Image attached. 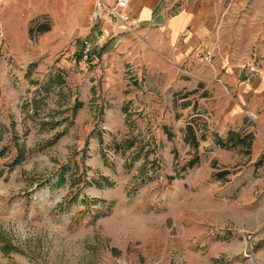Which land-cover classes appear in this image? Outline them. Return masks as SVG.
<instances>
[{"label":"rangeland","instance_id":"rangeland-1","mask_svg":"<svg viewBox=\"0 0 264 264\" xmlns=\"http://www.w3.org/2000/svg\"><path fill=\"white\" fill-rule=\"evenodd\" d=\"M228 13L230 50L262 42L264 2ZM52 14L12 46L0 31V264H264V109L233 111L240 82L204 56L148 69L135 34Z\"/></svg>","mask_w":264,"mask_h":264},{"label":"crops","instance_id":"crops-1","mask_svg":"<svg viewBox=\"0 0 264 264\" xmlns=\"http://www.w3.org/2000/svg\"><path fill=\"white\" fill-rule=\"evenodd\" d=\"M18 1L21 2L20 6H24L19 14L23 18H17V15L14 17L13 14L17 13L14 6L19 5ZM115 1L0 0V31L6 28L4 30L6 45L18 44L21 38L28 36V28L22 26V21L39 12H46L52 16L56 9L64 15L61 21L67 23V26L73 25L70 31H66L69 35L74 30L75 35L80 37L91 36L94 33L98 35L101 30L107 28L112 32L113 37L119 34L118 37L121 39L135 34L138 38L135 41L141 44L144 63L148 69L165 70L170 69L172 65L177 68V64L187 59H190L189 64H198V60L203 59L202 56H205L206 51H210L214 66L226 69L225 74L222 75L224 85L235 86L240 82L237 88L241 100L232 105L233 111L240 112L244 109V104L249 105L248 109H264V59L261 60L260 74L256 78H246V71L238 67L246 63L253 51L264 55V39L256 44L258 33L251 34L247 43H243L241 47L239 37H235L232 46L235 42L237 53L228 48L230 29L228 8L233 0H126V11L136 21L134 30L120 32L115 25L109 24L104 18L101 19L103 25L94 29H90L88 24H83L87 21L93 6L110 5ZM259 2L263 3L264 0ZM23 10L27 11L28 15H22ZM39 20L42 22L45 19ZM17 22L18 30L12 26ZM238 48L242 50L241 53ZM166 55H170L171 61H166Z\"/></svg>","mask_w":264,"mask_h":264},{"label":"built area","instance_id":"built-area-1","mask_svg":"<svg viewBox=\"0 0 264 264\" xmlns=\"http://www.w3.org/2000/svg\"><path fill=\"white\" fill-rule=\"evenodd\" d=\"M1 8V5H0ZM127 1L126 0H116L113 4L110 5H95L92 7L91 11L87 16V21L89 26L97 24L101 19H107L108 23L115 25L117 29L121 31H132L136 26V21L127 13ZM102 37L105 36H114L111 31L103 30L99 33ZM92 47V43L84 40L82 47V55L86 58ZM204 59L207 62L212 61V53L206 51ZM242 68H246V64H242ZM257 70L254 68H249L246 70V78H255L257 75Z\"/></svg>","mask_w":264,"mask_h":264},{"label":"trees","instance_id":"trees-1","mask_svg":"<svg viewBox=\"0 0 264 264\" xmlns=\"http://www.w3.org/2000/svg\"><path fill=\"white\" fill-rule=\"evenodd\" d=\"M45 30H47V27L44 26L43 24H39L36 27V29H30L29 32L30 31H32V32L33 31L43 32ZM185 130H186V134H185V137H184V141L189 143V144H192L195 147H197L198 146V142H197V139H196V134H195V130H194L193 126L192 125H187ZM167 134L170 135L171 133H167ZM247 138L249 140L248 142H250L251 134H247L244 137H239L238 136L237 137V142H243V141L245 142ZM248 144H250V143H248ZM197 160H198L197 158H194V159L190 160L188 165H192ZM15 162H17V160Z\"/></svg>","mask_w":264,"mask_h":264}]
</instances>
